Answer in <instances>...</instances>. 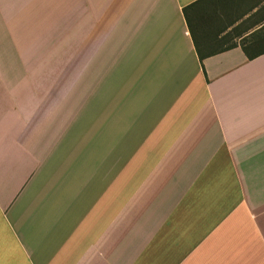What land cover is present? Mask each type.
<instances>
[{
	"label": "crops",
	"instance_id": "crops-1",
	"mask_svg": "<svg viewBox=\"0 0 264 264\" xmlns=\"http://www.w3.org/2000/svg\"><path fill=\"white\" fill-rule=\"evenodd\" d=\"M195 1L85 0L47 41L0 0V264H264V53L201 61Z\"/></svg>",
	"mask_w": 264,
	"mask_h": 264
},
{
	"label": "trees",
	"instance_id": "trees-1",
	"mask_svg": "<svg viewBox=\"0 0 264 264\" xmlns=\"http://www.w3.org/2000/svg\"><path fill=\"white\" fill-rule=\"evenodd\" d=\"M183 11L201 61L238 45L249 59L264 53V0H197Z\"/></svg>",
	"mask_w": 264,
	"mask_h": 264
},
{
	"label": "rangeland",
	"instance_id": "rangeland-1",
	"mask_svg": "<svg viewBox=\"0 0 264 264\" xmlns=\"http://www.w3.org/2000/svg\"><path fill=\"white\" fill-rule=\"evenodd\" d=\"M76 5H73L75 4ZM85 3V0H44V4L46 7V38L47 41L52 40L54 37V28L53 25L55 24V22L58 20H62V23H64L65 21L68 20V16L70 13V8L72 6H81ZM56 4V6L59 7L60 5V9L61 11L58 12V17L56 19V13L54 12V5ZM72 5V6H71ZM229 40L235 38V32L230 33L229 35ZM230 264V263H228Z\"/></svg>",
	"mask_w": 264,
	"mask_h": 264
}]
</instances>
